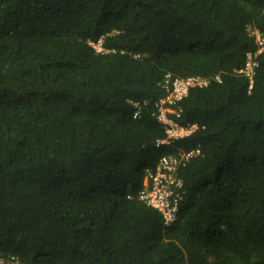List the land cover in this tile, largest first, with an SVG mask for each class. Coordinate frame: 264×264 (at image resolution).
Wrapping results in <instances>:
<instances>
[{"label": "trees", "instance_id": "1", "mask_svg": "<svg viewBox=\"0 0 264 264\" xmlns=\"http://www.w3.org/2000/svg\"><path fill=\"white\" fill-rule=\"evenodd\" d=\"M256 31L264 0H0V258L264 264ZM189 76L209 83L168 115L197 128L172 138L159 105ZM192 151L167 223L140 191L162 156Z\"/></svg>", "mask_w": 264, "mask_h": 264}, {"label": "built area", "instance_id": "2", "mask_svg": "<svg viewBox=\"0 0 264 264\" xmlns=\"http://www.w3.org/2000/svg\"><path fill=\"white\" fill-rule=\"evenodd\" d=\"M260 45H264V40L260 33L256 31ZM97 50H102L101 42L93 44ZM249 62L242 71L248 75H253L254 64L252 61V55L249 54ZM209 80L197 76H189L183 78H176L170 89L169 94L163 98L159 105V112L157 114L158 119L166 126V131L169 137L177 138L184 137L191 134L197 125L193 124L188 127L179 125L174 119L170 118L168 112L173 111L172 106L178 101L182 100L188 95L191 87L199 86L203 87L208 85ZM162 142H167L163 140ZM193 151L187 155H164L161 157L157 170L155 172L149 171L146 178V188L140 191V198L143 199L148 205L158 209L162 212L167 223H170L176 218L179 201L181 199L180 189L182 187V181L179 179L175 171L178 165L187 158ZM0 264H6L0 258Z\"/></svg>", "mask_w": 264, "mask_h": 264}]
</instances>
